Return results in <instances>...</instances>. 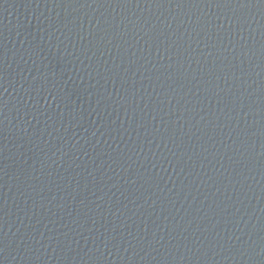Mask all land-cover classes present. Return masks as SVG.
I'll return each instance as SVG.
<instances>
[{
	"label": "water",
	"instance_id": "1",
	"mask_svg": "<svg viewBox=\"0 0 264 264\" xmlns=\"http://www.w3.org/2000/svg\"><path fill=\"white\" fill-rule=\"evenodd\" d=\"M0 264H264V0H0Z\"/></svg>",
	"mask_w": 264,
	"mask_h": 264
}]
</instances>
